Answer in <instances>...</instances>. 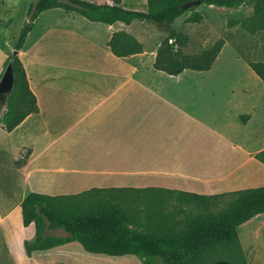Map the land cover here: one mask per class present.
<instances>
[{"label":"crops","instance_id":"0c3cea01","mask_svg":"<svg viewBox=\"0 0 264 264\" xmlns=\"http://www.w3.org/2000/svg\"><path fill=\"white\" fill-rule=\"evenodd\" d=\"M245 7L250 16V3L229 10ZM50 10L58 15L43 18L49 10L41 12L18 52L38 111L12 131L0 124V264H93L73 242L26 254L24 242L35 230L23 225L21 202L30 192L154 188L211 195L257 187L234 178L240 153L264 174L255 158L264 150V83L248 63L252 85H230L236 107L228 110L229 127L222 132L203 125L160 87L164 72L153 67L157 46L126 57L112 54L107 42L114 32L141 42L132 30L140 21L107 25ZM9 30L0 15V77L14 49ZM188 82L190 89L200 83L174 80Z\"/></svg>","mask_w":264,"mask_h":264},{"label":"trees","instance_id":"16d2710c","mask_svg":"<svg viewBox=\"0 0 264 264\" xmlns=\"http://www.w3.org/2000/svg\"><path fill=\"white\" fill-rule=\"evenodd\" d=\"M195 0H146L142 10L126 8L116 2L91 0H34L27 19L4 67L12 66L13 87L0 97V124L12 131L28 115L36 113L35 95L29 88L18 52L23 47L35 18L43 11L61 9L90 22L112 25L133 21L170 24L189 12L186 22L203 19ZM253 2V14L240 21L250 34L264 31V0H200V4L237 9ZM187 36L171 30L156 49L153 67L170 76L185 70L207 71L224 44L223 40L197 54H184ZM113 55L126 57L143 52V45L124 31L114 32L107 42ZM264 83V61H248ZM264 164V150L255 154ZM168 197L178 203L211 209L175 219L163 211ZM183 211V209H182ZM22 223L33 224L34 239L24 242L27 255L77 242L94 255L135 256L142 264H247L239 244L237 229L264 215V185L219 194H196L167 189L92 188L77 194L51 196L30 192L21 202ZM61 229L58 236L52 230Z\"/></svg>","mask_w":264,"mask_h":264},{"label":"rangeland","instance_id":"374dc122","mask_svg":"<svg viewBox=\"0 0 264 264\" xmlns=\"http://www.w3.org/2000/svg\"><path fill=\"white\" fill-rule=\"evenodd\" d=\"M33 1L0 0V15L10 25L9 34H11V40L14 44L27 19L29 5ZM95 1L116 2L130 9L142 10L146 7V0ZM249 3L253 6V2L250 1ZM196 10L200 11L203 15V19L199 22H186L185 19L189 14L188 12L170 24L137 22L133 24L132 30L139 34L141 43L146 51H150L155 46H158L171 30L187 36V44L181 48L184 54L200 53L216 41L223 40L224 44L221 53L210 70L201 72L185 70L178 77L168 76L161 72L159 74L160 76L162 75L159 77L160 87L165 92H168L170 99L181 106L190 108L194 116L203 125L211 129H219L223 132L226 130V125L229 122L228 110L236 107V97L231 93L230 85H236L239 82L252 85L251 70L247 63L248 61H264V31L250 34L240 25V21L250 18L253 14L246 16L250 12L246 7L239 11H233L198 4ZM53 11L44 12L43 18L48 15L53 16L55 13L58 15L57 12ZM154 71L156 73V70ZM172 79L180 82L190 81L200 83L195 84L196 88L190 89L189 82L178 85ZM228 82L233 84L228 85ZM183 91H185V94ZM260 140V143L264 144V141H262L263 137ZM254 143L256 145L257 140ZM241 155L242 153H240L238 158L241 163L234 178L238 176V179H245L246 182H250L251 180L252 183L246 184H253V186L264 184V174L261 171L259 163L256 161H242ZM209 210L211 209L201 208L194 203L191 205L178 203L172 197H168L163 206V211L172 213L175 219H183L189 214L208 212ZM53 232L59 235H66L61 229H55ZM237 234L247 264H264V215L256 217L246 225L239 226ZM72 244L81 253L92 256L93 259L90 262L93 264H142L140 259L135 256L128 255L124 258H119L122 261H112L109 260L112 256L88 254L82 251L77 242H73Z\"/></svg>","mask_w":264,"mask_h":264},{"label":"water","instance_id":"95a60500","mask_svg":"<svg viewBox=\"0 0 264 264\" xmlns=\"http://www.w3.org/2000/svg\"><path fill=\"white\" fill-rule=\"evenodd\" d=\"M192 5L200 4V0H195L191 3ZM13 70L12 66L9 64L5 67L1 77H0V97L6 98L8 93L13 87Z\"/></svg>","mask_w":264,"mask_h":264},{"label":"bare ground","instance_id":"6f19581e","mask_svg":"<svg viewBox=\"0 0 264 264\" xmlns=\"http://www.w3.org/2000/svg\"><path fill=\"white\" fill-rule=\"evenodd\" d=\"M139 5V4H138Z\"/></svg>","mask_w":264,"mask_h":264}]
</instances>
